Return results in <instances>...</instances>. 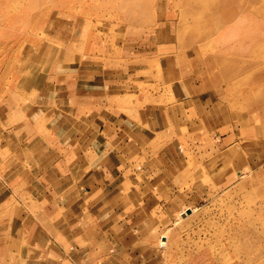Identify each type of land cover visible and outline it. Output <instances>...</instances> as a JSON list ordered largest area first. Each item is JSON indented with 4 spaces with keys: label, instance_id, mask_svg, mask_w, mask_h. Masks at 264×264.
I'll use <instances>...</instances> for the list:
<instances>
[{
    "label": "rangeland",
    "instance_id": "obj_1",
    "mask_svg": "<svg viewBox=\"0 0 264 264\" xmlns=\"http://www.w3.org/2000/svg\"><path fill=\"white\" fill-rule=\"evenodd\" d=\"M29 1L0 10V185L23 184L28 161L10 155L27 145L59 140L65 151L77 136L85 161H103L92 141L116 151L139 140L131 176L156 215L159 264H264V74L229 82L239 56L250 59L247 41L229 30L236 16L210 12L229 15L233 0H161L150 11L140 0H80L17 28ZM249 9L253 36L264 0ZM224 22L217 35L190 36ZM34 132L49 143H27ZM0 199V264H9L12 250L26 252L22 211L3 189Z\"/></svg>",
    "mask_w": 264,
    "mask_h": 264
},
{
    "label": "crops",
    "instance_id": "obj_2",
    "mask_svg": "<svg viewBox=\"0 0 264 264\" xmlns=\"http://www.w3.org/2000/svg\"><path fill=\"white\" fill-rule=\"evenodd\" d=\"M195 97L187 100L197 102ZM26 136L33 145L49 143L35 132ZM77 140L72 137L73 146L65 151L57 140L55 148L39 145L22 152L27 145L10 155L30 164L21 169V186L0 185L22 211L18 222L26 252L19 256L12 250L9 264H159V234L151 221L156 215L145 212L143 184L131 176L139 167L130 152L142 144L136 140L134 147L113 151L111 144L97 149L92 141L88 151L109 158L85 161Z\"/></svg>",
    "mask_w": 264,
    "mask_h": 264
},
{
    "label": "bare ground",
    "instance_id": "obj_3",
    "mask_svg": "<svg viewBox=\"0 0 264 264\" xmlns=\"http://www.w3.org/2000/svg\"><path fill=\"white\" fill-rule=\"evenodd\" d=\"M80 0H33V1H29V2H24L23 5V9L21 11H18V15L16 17V19L18 20L17 22V28H21L25 26H30L32 23L31 21L37 18H41L44 19L46 17V13L50 12V11H54V10H59L61 8H64L67 4H71V7H74L75 3H77ZM259 0H233L231 5L233 6V8H235V10L231 11L230 13H228L229 15H223L221 14L219 16V9L211 11L212 15H217L215 17H225V18H235L234 16H236V25L234 26H228L229 30L232 31L235 35H238V33L240 34V36L242 34H244L243 40L247 41V46L245 47L246 49V53L248 56H250L249 58H244V57H240L239 56V65L238 67L232 69V71L228 74V79L229 82L232 83V80L235 79V77L239 76L240 72H244V74L249 75L251 72L252 74H264V29L262 28L261 30H257L255 33H253L252 35L248 34V27L245 26L244 21L247 20L249 18L250 15H252V13L250 12L249 6L251 5V3H256ZM141 3L144 2V4H146L147 10L150 11V9L152 8V5L155 4L156 9H160L161 5V0H140ZM11 0H0V10L1 11H6L7 8L11 5ZM120 3V2H119ZM118 4L117 2L114 3V5ZM230 4V3H229ZM126 5H128V1L127 0H122L121 4L118 5V7H125ZM68 6V5H67ZM117 6V5H116ZM70 9V8H69ZM264 9H261L260 11H263ZM32 11L28 16H26V13ZM210 12L208 11L207 13L210 14ZM185 13V14H184ZM190 13L189 11H187V14ZM183 14L181 16V18L179 19L180 24L187 22L189 20L188 16L186 15V12L182 11ZM258 16L263 17L264 16V11L263 12H259ZM13 19L14 18H10L8 20V23L13 24ZM218 19V18H216ZM232 21V20H231ZM230 21V23H231ZM241 21V22H239ZM26 22V23H25ZM30 22V23H27ZM226 22H224V24H221V27H213L210 26L204 33L200 32L199 30H194L193 31V35L191 34L190 36L192 38H199L201 36L207 35H217L219 34L218 32H220L223 28H225ZM229 25V24H228ZM244 33H243V31ZM242 31V32H241ZM259 31V32H258ZM186 34V32H184ZM232 32L228 34H233ZM187 37H189V35L187 34ZM23 42L27 43V42H31L30 38L24 36L22 37ZM16 40V39H15ZM20 39H17L14 42L17 41H21ZM240 40V39H238ZM240 43H242V41H239ZM257 78V77H256ZM227 79V80H228ZM258 80V79H257ZM256 84V81L254 82ZM254 86V85H253ZM250 93V92H249ZM256 102H260V98L257 101V99L254 101ZM223 232V231H222ZM221 232V233H222ZM225 236V235H223ZM223 239V238H222ZM220 239L219 243H222L223 240ZM224 252V251H222ZM252 253L247 252L246 255L250 256L252 255ZM223 258H224V253H223ZM246 258V257H245ZM250 258H248L249 260Z\"/></svg>",
    "mask_w": 264,
    "mask_h": 264
}]
</instances>
